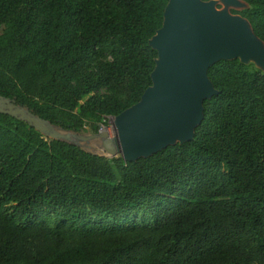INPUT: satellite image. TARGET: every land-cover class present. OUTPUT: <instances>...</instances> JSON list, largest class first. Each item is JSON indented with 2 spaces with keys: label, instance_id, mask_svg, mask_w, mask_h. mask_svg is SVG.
I'll list each match as a JSON object with an SVG mask.
<instances>
[{
  "label": "trees",
  "instance_id": "trees-1",
  "mask_svg": "<svg viewBox=\"0 0 264 264\" xmlns=\"http://www.w3.org/2000/svg\"><path fill=\"white\" fill-rule=\"evenodd\" d=\"M241 1L264 42V0ZM168 2L0 0V95L98 133L152 85ZM208 76L194 140L134 163L0 114V264H264V73Z\"/></svg>",
  "mask_w": 264,
  "mask_h": 264
},
{
  "label": "water",
  "instance_id": "water-1",
  "mask_svg": "<svg viewBox=\"0 0 264 264\" xmlns=\"http://www.w3.org/2000/svg\"><path fill=\"white\" fill-rule=\"evenodd\" d=\"M247 7L241 0H169L163 25L149 41L158 55L152 85L138 103L113 117L114 137L108 130L85 135L64 129L1 95L0 114L25 122L47 140L82 150L99 142L108 158L127 163L192 142L205 101L219 94L208 76L212 66L239 60L264 73L263 40L247 18L232 12Z\"/></svg>",
  "mask_w": 264,
  "mask_h": 264
},
{
  "label": "rangeland",
  "instance_id": "rangeland-1",
  "mask_svg": "<svg viewBox=\"0 0 264 264\" xmlns=\"http://www.w3.org/2000/svg\"><path fill=\"white\" fill-rule=\"evenodd\" d=\"M218 7L221 9L222 8V5H219ZM241 11L242 10L232 9V12L233 13H239ZM5 28H6V25L5 24H0V35H2V33L5 30ZM113 121H114L113 120V117L112 118L110 117V118L106 119L105 122H106L107 125L106 126L101 125L100 126V131H106V130H108L110 132V135L112 137H114L115 136V132H114V127H113ZM80 133L85 134V135H87V134H89V135L90 134H95L89 123H85V125L81 129ZM83 149L86 150V151H89L91 153H94V154H98V155H102V156H105V157L106 156L109 157L102 150L100 143L99 142H96V141L91 142L87 146L85 145ZM151 211H152L151 209H149V210L146 209L144 212H141L139 215H136L134 217V219L135 220H138V221H141L143 217L144 218H150L151 217Z\"/></svg>",
  "mask_w": 264,
  "mask_h": 264
}]
</instances>
